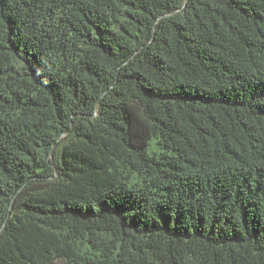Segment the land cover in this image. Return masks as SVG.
I'll return each mask as SVG.
<instances>
[{"label": "trees", "instance_id": "obj_1", "mask_svg": "<svg viewBox=\"0 0 264 264\" xmlns=\"http://www.w3.org/2000/svg\"><path fill=\"white\" fill-rule=\"evenodd\" d=\"M0 264H264V0H0Z\"/></svg>", "mask_w": 264, "mask_h": 264}, {"label": "rangeland", "instance_id": "obj_2", "mask_svg": "<svg viewBox=\"0 0 264 264\" xmlns=\"http://www.w3.org/2000/svg\"><path fill=\"white\" fill-rule=\"evenodd\" d=\"M152 150H154V148L150 146L149 151L152 152Z\"/></svg>", "mask_w": 264, "mask_h": 264}]
</instances>
